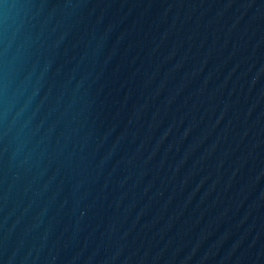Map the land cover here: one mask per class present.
I'll use <instances>...</instances> for the list:
<instances>
[{
  "label": "water",
  "instance_id": "95a60500",
  "mask_svg": "<svg viewBox=\"0 0 264 264\" xmlns=\"http://www.w3.org/2000/svg\"><path fill=\"white\" fill-rule=\"evenodd\" d=\"M0 264H264V0H0Z\"/></svg>",
  "mask_w": 264,
  "mask_h": 264
}]
</instances>
